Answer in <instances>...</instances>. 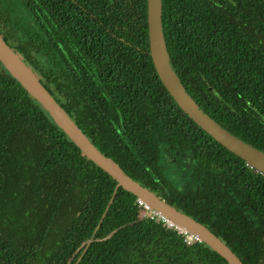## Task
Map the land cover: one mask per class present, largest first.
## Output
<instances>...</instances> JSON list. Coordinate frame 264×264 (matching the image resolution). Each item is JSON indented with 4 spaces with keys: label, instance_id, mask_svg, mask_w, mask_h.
Instances as JSON below:
<instances>
[{
    "label": "trees",
    "instance_id": "obj_1",
    "mask_svg": "<svg viewBox=\"0 0 264 264\" xmlns=\"http://www.w3.org/2000/svg\"><path fill=\"white\" fill-rule=\"evenodd\" d=\"M147 0H14L0 37L133 181L264 264V175L177 106L155 71ZM169 64L215 123L264 153V0H161ZM43 59L45 61H43ZM188 155L178 189L159 152ZM0 63V264H227L141 219Z\"/></svg>",
    "mask_w": 264,
    "mask_h": 264
},
{
    "label": "water",
    "instance_id": "obj_2",
    "mask_svg": "<svg viewBox=\"0 0 264 264\" xmlns=\"http://www.w3.org/2000/svg\"><path fill=\"white\" fill-rule=\"evenodd\" d=\"M149 53L161 84L181 109L201 130L226 150L243 160L253 171L264 175V153L244 143L209 118L193 101L169 64L161 27V0H147ZM0 63L8 73L44 108L67 138L91 161L97 170L116 182V187L133 195L152 210L185 227L227 264H243L207 227L169 205L155 193L133 181L109 157L99 151L80 131L55 99L40 85L35 75L0 37Z\"/></svg>",
    "mask_w": 264,
    "mask_h": 264
},
{
    "label": "rangeland",
    "instance_id": "obj_3",
    "mask_svg": "<svg viewBox=\"0 0 264 264\" xmlns=\"http://www.w3.org/2000/svg\"><path fill=\"white\" fill-rule=\"evenodd\" d=\"M0 4L3 6L8 4L11 11L13 8L17 15H21V19H25L26 16L21 13L20 8L14 5V0H0ZM159 155L165 174L176 188L181 189L191 176V162L188 155L170 154L163 148L160 149Z\"/></svg>",
    "mask_w": 264,
    "mask_h": 264
},
{
    "label": "built area",
    "instance_id": "obj_4",
    "mask_svg": "<svg viewBox=\"0 0 264 264\" xmlns=\"http://www.w3.org/2000/svg\"><path fill=\"white\" fill-rule=\"evenodd\" d=\"M135 203L141 209L140 218L149 220L152 224L157 226H162L167 230L175 232L178 236L181 237L182 243L187 247H192L197 242H200L198 238L189 232L185 227H181L168 218L162 216L155 210H152L147 204L143 203L139 199L135 200Z\"/></svg>",
    "mask_w": 264,
    "mask_h": 264
}]
</instances>
